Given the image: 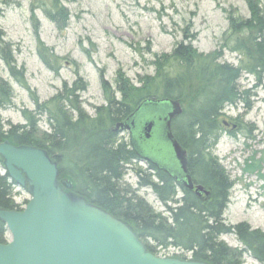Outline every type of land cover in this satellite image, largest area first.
<instances>
[{"label": "trees", "instance_id": "obj_1", "mask_svg": "<svg viewBox=\"0 0 264 264\" xmlns=\"http://www.w3.org/2000/svg\"><path fill=\"white\" fill-rule=\"evenodd\" d=\"M35 1L37 4L31 9L33 20L36 21V10H42L59 30L68 26L69 10L61 0ZM245 1L249 18L236 12L228 14V18L230 50L246 58V64L236 67L222 63V51L199 53L193 46L196 36L191 35L187 37L189 42L185 39L171 54L156 58V75L141 77L140 87L119 71L113 89L101 73L106 105L97 108L94 117L83 108L81 94L88 84L78 67L73 85L64 83L51 100L41 102L28 84L26 69L19 68L16 62L14 46L6 41V34L0 29V59L11 78L29 92L35 105L34 111L23 112L26 125L5 123L0 114V143L9 141L16 147L45 150L57 164L59 183L67 193L125 222L154 255H159V249L174 248L191 254L190 260L196 262L244 264V256L251 254L264 264V232L253 230L246 223L232 226L225 222L233 183L214 155L222 136L220 119L224 110L239 103L248 105L250 92L242 91L239 81L248 73L264 83V9L259 0ZM1 2L9 6L18 0ZM36 40L41 62L59 76V62L63 59L42 42L37 28ZM14 92L12 85L0 76V112L14 106ZM150 100L181 103L183 113L173 120L172 132L187 151L194 184L209 192V196L198 197L151 164L148 169L154 174L135 170L139 188L151 189L165 213L157 212L139 195V189L124 182L129 166L141 159L129 141L119 137L124 131L116 130ZM41 116L47 117L49 131L40 129ZM0 163L4 168L1 157ZM65 182L72 187L66 188ZM15 186L7 173L0 174V210L23 211L13 197ZM7 233L6 225L0 222V244L8 243ZM229 234L238 238L244 246L242 250L221 241L222 236ZM175 258L187 260L184 256Z\"/></svg>", "mask_w": 264, "mask_h": 264}, {"label": "rangeland", "instance_id": "obj_2", "mask_svg": "<svg viewBox=\"0 0 264 264\" xmlns=\"http://www.w3.org/2000/svg\"><path fill=\"white\" fill-rule=\"evenodd\" d=\"M35 2L18 0L4 6L0 0V29L6 34V41L14 46L16 62L19 68L26 69L28 84L41 102L51 100L64 83L73 85L78 67L88 84L81 94L83 108L91 117L95 116L97 108L106 105L101 73L113 89H116L119 71L140 87L141 77L156 75V58L171 54L191 35L196 36L193 46L199 53L209 55L222 51V63L236 67L246 64V58L230 50L228 18L233 12L249 18L245 0H61L70 14L69 24L63 30L42 10H36V21L33 20L31 9ZM259 2L264 9V0ZM36 28L42 42L63 59L59 62V76L45 67L38 56ZM0 76L15 91L14 106L0 112L3 121L26 125L23 112L35 109L29 92L11 78L1 59ZM239 86L242 91L250 92L247 95L249 107L239 103L224 110L220 119L222 136L214 150L233 183L224 219L227 225L246 223L251 229L264 232V83L247 73ZM38 121L42 131H49L46 116L39 117ZM119 137L129 141L128 132H121ZM135 170L154 174L145 162H136L129 166L124 182L139 189V195L157 212L165 213L166 209L151 189L139 188ZM0 174H5L1 163ZM13 197L23 210L31 200L28 190L17 186ZM6 239L10 241V234ZM221 241L234 249L244 248L235 235H224ZM158 252V256L164 258L191 259V254L174 248ZM244 264L260 263L246 254Z\"/></svg>", "mask_w": 264, "mask_h": 264}, {"label": "water", "instance_id": "obj_3", "mask_svg": "<svg viewBox=\"0 0 264 264\" xmlns=\"http://www.w3.org/2000/svg\"><path fill=\"white\" fill-rule=\"evenodd\" d=\"M182 113L179 101H146L116 130L131 133L130 146L141 161L198 197L209 196L194 184L187 151L172 132L173 120ZM0 157L11 181L31 195L21 212L0 210V222L11 236L8 244H0V264H207L149 252L125 222L67 193L45 150L6 141L0 143Z\"/></svg>", "mask_w": 264, "mask_h": 264}, {"label": "flooded vegetation", "instance_id": "obj_4", "mask_svg": "<svg viewBox=\"0 0 264 264\" xmlns=\"http://www.w3.org/2000/svg\"><path fill=\"white\" fill-rule=\"evenodd\" d=\"M128 133H129V138L131 137V133L128 131ZM162 172V171H161ZM163 173V172H162ZM165 173V172H164ZM166 174V173H165ZM168 175V174H167Z\"/></svg>", "mask_w": 264, "mask_h": 264}]
</instances>
